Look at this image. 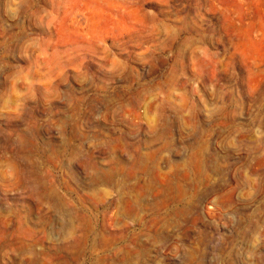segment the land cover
<instances>
[{
  "label": "rangeland",
  "instance_id": "1",
  "mask_svg": "<svg viewBox=\"0 0 264 264\" xmlns=\"http://www.w3.org/2000/svg\"><path fill=\"white\" fill-rule=\"evenodd\" d=\"M0 264H264V0H0Z\"/></svg>",
  "mask_w": 264,
  "mask_h": 264
}]
</instances>
